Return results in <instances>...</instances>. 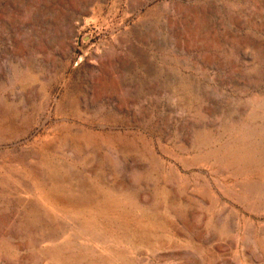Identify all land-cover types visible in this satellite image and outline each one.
I'll return each instance as SVG.
<instances>
[{
	"label": "rangeland",
	"instance_id": "374dc122",
	"mask_svg": "<svg viewBox=\"0 0 264 264\" xmlns=\"http://www.w3.org/2000/svg\"><path fill=\"white\" fill-rule=\"evenodd\" d=\"M0 264H264V0H0Z\"/></svg>",
	"mask_w": 264,
	"mask_h": 264
}]
</instances>
